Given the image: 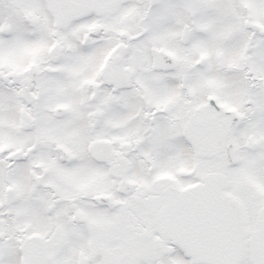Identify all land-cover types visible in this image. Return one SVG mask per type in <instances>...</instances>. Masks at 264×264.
<instances>
[{"label": "snow or ice", "instance_id": "obj_1", "mask_svg": "<svg viewBox=\"0 0 264 264\" xmlns=\"http://www.w3.org/2000/svg\"><path fill=\"white\" fill-rule=\"evenodd\" d=\"M0 264H264V0H0Z\"/></svg>", "mask_w": 264, "mask_h": 264}]
</instances>
